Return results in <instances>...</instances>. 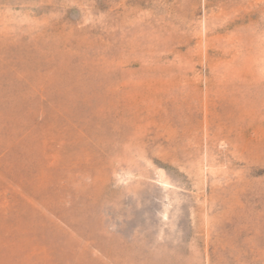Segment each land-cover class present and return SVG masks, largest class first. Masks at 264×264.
Returning a JSON list of instances; mask_svg holds the SVG:
<instances>
[{
    "label": "rangeland",
    "instance_id": "374dc122",
    "mask_svg": "<svg viewBox=\"0 0 264 264\" xmlns=\"http://www.w3.org/2000/svg\"><path fill=\"white\" fill-rule=\"evenodd\" d=\"M0 264H264V0H0Z\"/></svg>",
    "mask_w": 264,
    "mask_h": 264
}]
</instances>
